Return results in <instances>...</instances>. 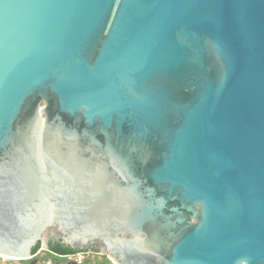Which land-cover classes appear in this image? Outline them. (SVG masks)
Here are the masks:
<instances>
[{"label":"water","instance_id":"95a60500","mask_svg":"<svg viewBox=\"0 0 264 264\" xmlns=\"http://www.w3.org/2000/svg\"><path fill=\"white\" fill-rule=\"evenodd\" d=\"M48 232L264 264V0H0V256Z\"/></svg>","mask_w":264,"mask_h":264},{"label":"flooded vegetation","instance_id":"af4514ba","mask_svg":"<svg viewBox=\"0 0 264 264\" xmlns=\"http://www.w3.org/2000/svg\"><path fill=\"white\" fill-rule=\"evenodd\" d=\"M38 247L33 253L32 258H38L37 253L44 249L52 254H56L62 258L61 262L48 261L45 264H83L85 257L90 253H99L103 246L96 242L79 245L71 244L64 241L62 237H57L53 232H48L42 240H39ZM106 254V253H105ZM31 258V259H32ZM31 261V260H30ZM39 263V262H38Z\"/></svg>","mask_w":264,"mask_h":264},{"label":"trees","instance_id":"16d2710c","mask_svg":"<svg viewBox=\"0 0 264 264\" xmlns=\"http://www.w3.org/2000/svg\"><path fill=\"white\" fill-rule=\"evenodd\" d=\"M38 247V243L32 248V252H34L36 250V248ZM92 255L89 256V258L85 259L83 264H86L90 261ZM37 257H39V264H45L48 261H52V262H61L62 258L56 254H52L47 250H40V252L37 253ZM30 260L29 259H10L8 258L6 261L4 262H0V264H30ZM100 264H114L106 255L101 256L100 260H99Z\"/></svg>","mask_w":264,"mask_h":264},{"label":"rangeland","instance_id":"374dc122","mask_svg":"<svg viewBox=\"0 0 264 264\" xmlns=\"http://www.w3.org/2000/svg\"><path fill=\"white\" fill-rule=\"evenodd\" d=\"M90 255H92L91 258H90V261L88 263H86V264H100L99 260H100L101 256L106 255V254H105V252H99V253H96V254L95 253H90V254H88V258H89ZM7 259H8L7 257L0 256V262H4Z\"/></svg>","mask_w":264,"mask_h":264}]
</instances>
